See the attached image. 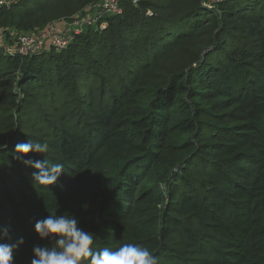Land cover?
<instances>
[{
    "label": "trees",
    "instance_id": "obj_1",
    "mask_svg": "<svg viewBox=\"0 0 264 264\" xmlns=\"http://www.w3.org/2000/svg\"><path fill=\"white\" fill-rule=\"evenodd\" d=\"M101 0H15L14 43ZM61 51L0 49V243L44 246L58 206L93 247H148L158 264H264V0H126ZM150 13V15H148ZM101 22L106 23L103 29ZM47 144L18 158L17 143ZM62 163L35 186L24 160Z\"/></svg>",
    "mask_w": 264,
    "mask_h": 264
},
{
    "label": "clouds",
    "instance_id": "obj_2",
    "mask_svg": "<svg viewBox=\"0 0 264 264\" xmlns=\"http://www.w3.org/2000/svg\"><path fill=\"white\" fill-rule=\"evenodd\" d=\"M48 151L47 144L34 140L17 143L15 153L18 158ZM25 166L35 169L32 180L35 186H48L56 183L64 172L62 163H50L47 159L24 160ZM58 206L43 220H38L34 232L39 240H47L44 246L35 245L32 249L31 264H158V258L145 246L126 243L115 250L109 247H93L94 234L79 227V221L68 213L56 215ZM8 229L0 232V240L7 238ZM23 243L22 238L14 245L0 243V264H13V251Z\"/></svg>",
    "mask_w": 264,
    "mask_h": 264
},
{
    "label": "built area",
    "instance_id": "obj_3",
    "mask_svg": "<svg viewBox=\"0 0 264 264\" xmlns=\"http://www.w3.org/2000/svg\"><path fill=\"white\" fill-rule=\"evenodd\" d=\"M14 1L0 0V9L9 7ZM125 1L101 0L99 6L90 14L80 13L72 16L70 20L61 19L51 22L42 32L22 33L18 37H13L14 43L7 46L6 52L10 55L27 56L40 53L47 48H53L56 51L64 50L75 36L81 35L87 28L97 26L99 21H103L107 16L120 15L123 10L122 4ZM131 2L137 4V0H131ZM105 26L104 22L99 24L100 29Z\"/></svg>",
    "mask_w": 264,
    "mask_h": 264
},
{
    "label": "rangeland",
    "instance_id": "obj_4",
    "mask_svg": "<svg viewBox=\"0 0 264 264\" xmlns=\"http://www.w3.org/2000/svg\"><path fill=\"white\" fill-rule=\"evenodd\" d=\"M217 1L218 0H208V4L211 6H214ZM10 44L11 43L9 41L5 40L2 37V35L0 34V49H5L4 51L6 52V49L9 47L8 45H10Z\"/></svg>",
    "mask_w": 264,
    "mask_h": 264
}]
</instances>
